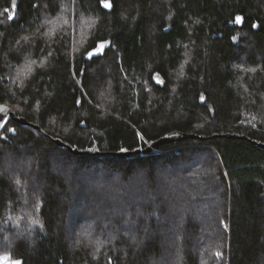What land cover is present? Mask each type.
<instances>
[{"label": "trees", "instance_id": "1", "mask_svg": "<svg viewBox=\"0 0 264 264\" xmlns=\"http://www.w3.org/2000/svg\"><path fill=\"white\" fill-rule=\"evenodd\" d=\"M109 2L0 0V258L264 264V0Z\"/></svg>", "mask_w": 264, "mask_h": 264}, {"label": "water", "instance_id": "2", "mask_svg": "<svg viewBox=\"0 0 264 264\" xmlns=\"http://www.w3.org/2000/svg\"><path fill=\"white\" fill-rule=\"evenodd\" d=\"M92 55L94 54V50L91 52ZM13 118L14 120L24 124V125H29L33 128H36V129H40V127L38 125H35L31 122H29L27 120V118H23V117H18L15 112L6 104L4 103H1L0 102V124H3L6 122V120L8 118ZM184 138H187V137H200V136H197V135H193V134H187V135H184L183 136ZM180 137H175V136H166L164 137V139H160L159 141H156V142H153L152 144H150L146 149H139L138 151H136L137 153L138 152H149L153 149H156L158 148V146L163 143V142H166V141H173V140H176ZM57 143L62 146V147H68L70 148L71 151L75 152V153H85V152H82L80 150H78L77 148H71L70 146H67L64 142H62L61 140H57ZM133 153L132 151H128V152H119L117 153L118 155H126V154H131Z\"/></svg>", "mask_w": 264, "mask_h": 264}, {"label": "snow or ice", "instance_id": "3", "mask_svg": "<svg viewBox=\"0 0 264 264\" xmlns=\"http://www.w3.org/2000/svg\"><path fill=\"white\" fill-rule=\"evenodd\" d=\"M104 6L105 7H111L112 5L109 2V0H105V5ZM240 19H241L240 17H237V21H239ZM103 48H104V44H100L99 45V48L96 49V50L99 51V50H102ZM88 55H89V57H91L92 53H89ZM158 75L159 74L157 73L156 76L158 77ZM154 78H156V77H154ZM160 82H162V81H160ZM3 127H4V125L3 124H0V128H3ZM7 131H11V132L14 133L15 132V129H7ZM5 139H6V137H5ZM16 183L19 184L20 183V180L17 179L16 180ZM2 259H4L5 261H9V257H7V256L2 257ZM10 264H22V262L19 261V260H16V261H11ZM109 264H110V262H109Z\"/></svg>", "mask_w": 264, "mask_h": 264}, {"label": "rangeland", "instance_id": "4", "mask_svg": "<svg viewBox=\"0 0 264 264\" xmlns=\"http://www.w3.org/2000/svg\"><path fill=\"white\" fill-rule=\"evenodd\" d=\"M3 257H5V256H3ZM11 261H16V260H10L9 259V261H5L4 259H2V257L0 258V264H10Z\"/></svg>", "mask_w": 264, "mask_h": 264}]
</instances>
